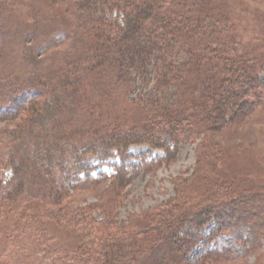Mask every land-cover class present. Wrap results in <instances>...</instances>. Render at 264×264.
Segmentation results:
<instances>
[{
	"label": "trees",
	"instance_id": "1",
	"mask_svg": "<svg viewBox=\"0 0 264 264\" xmlns=\"http://www.w3.org/2000/svg\"><path fill=\"white\" fill-rule=\"evenodd\" d=\"M75 1H80L81 18L94 26L91 38L81 48L71 46L62 53L64 64L52 66L53 77L42 70L35 72L30 85L22 88V83L21 89L12 92L16 98H10V88L0 82V119L19 120L4 135L3 162L12 173L6 176L2 172L7 168H0V207L16 211L42 201L43 213L50 219L70 225L78 222L86 236L94 237L97 232L90 242L94 254L80 256L77 264H146L150 256L158 264L168 260L182 264L178 255L188 252L196 241L224 232L241 238L239 229L247 224L251 230L247 242L251 246L259 242L257 212L246 207L252 199L259 202L257 210H263L264 193L255 200L251 189L238 193L232 183L222 188L220 183L207 181L206 189H216L206 199L196 198L189 185L182 184L177 197L157 212L145 211L143 218L133 221L135 231L122 235L116 233L114 209L130 181L126 168L133 156L130 146L147 143L162 148L161 161L170 162L181 143L202 134L205 139L206 131L234 123L251 106L245 96L262 84L257 74L264 59L241 51L237 38L224 26L227 17L210 0ZM2 20L7 21L0 14V27ZM85 22L81 28L88 27ZM41 26L21 31L25 41L36 42L27 48L38 62L46 60L43 56L50 44L67 36L62 28L44 31ZM6 33L7 29L0 31V39ZM80 36L84 39L85 33ZM94 81L102 87L116 83L129 89L137 82L146 87L151 84L132 101L138 115L132 116L131 126L118 118L110 121L103 113L106 95L92 91ZM173 89L176 98L170 103L165 94ZM96 117L95 122L100 119L105 125L95 126L92 118ZM105 166L112 172L103 171ZM103 183L113 190L106 203L77 208L68 203L81 188ZM178 200L189 202L190 207L174 204ZM98 209L107 213L108 220L94 219L92 214ZM211 221L217 227L214 232H199ZM36 229L26 231L23 244L27 246L24 252L39 258L41 250L33 236ZM225 251L229 255L230 250ZM223 252L208 249L203 260ZM74 262L72 258L65 264Z\"/></svg>",
	"mask_w": 264,
	"mask_h": 264
},
{
	"label": "rangeland",
	"instance_id": "2",
	"mask_svg": "<svg viewBox=\"0 0 264 264\" xmlns=\"http://www.w3.org/2000/svg\"><path fill=\"white\" fill-rule=\"evenodd\" d=\"M210 1L216 6V10L227 17L224 26L237 38L241 51L252 52L255 57L264 59V0ZM79 4L80 1L75 0H0V14L7 19L2 20L3 26L0 27L1 32L7 29L5 37L0 39V82L3 88H10V98H16L12 92L21 89L22 83H24L22 88L28 83L30 85L32 76L36 75L35 72L42 70V74L53 77L54 75L50 73L52 66L64 64L62 53L70 50L71 46L75 49L81 48L82 42L87 41L88 36L91 38L90 28L94 29V26L81 18L78 13ZM5 22L6 25L10 24V27L6 26ZM84 22L88 26L85 29L81 28ZM27 25L32 29H39V26L43 25L40 28H44V31L62 28L66 30L67 36L50 44L43 56L46 60L38 62L27 48L36 45V42L25 41L27 40L25 34H21L23 28L28 29ZM82 31L85 37L83 39L80 36L78 39L77 35L82 34ZM261 67L262 70L258 69L261 72L257 74V78L262 84L259 88L249 91L248 97L245 96L249 98L251 106L244 108L241 118L222 129L206 131L205 139L202 134L194 141L181 143L173 161H161L165 156L162 148H155L147 143L130 146L133 156L128 158L126 164L130 181L123 190L122 200L114 209L115 220L118 223L117 231L114 229L118 235L126 234L127 230L135 231L133 221L143 218L147 210L157 212L161 205L177 197L182 184H188L189 192H193L196 198L203 199L216 189H206L207 181L220 183L222 188L232 183L234 184L232 188L238 189L237 192L242 194L244 189H251L255 194V200L264 193V64ZM97 84L95 81L91 84L94 85L92 91H100L106 95L102 100L103 113L109 116L110 121L118 118L129 126L132 125V116L138 115L137 107L132 101L135 102L151 87V84L146 87L141 82H137L135 87L130 89L116 83L113 87H102ZM105 88L109 89L107 93ZM165 95L170 103L176 98L174 89ZM92 119L95 126L105 125V121L100 119L95 122L97 117ZM18 124L19 120L15 117L0 119V168L2 170L7 168L2 172L6 176L12 172L6 161L3 162L6 156L4 135L7 131L15 129ZM81 138L86 140V136L81 135ZM102 170L112 172L108 166ZM108 184L81 188L68 203L73 208L106 203L110 194H113ZM250 201V206L246 209L257 212L258 218L255 221L260 232H256L258 237H263H260L259 242L252 246L247 242L251 235L250 224H247L239 229L238 235L240 234L241 238H237L238 236L231 232H224L213 238L196 241L188 252L182 256L178 255L182 264H264V200L263 210L258 208L260 211L255 206H260L259 202L256 204L252 199ZM174 204L190 207L189 202L186 203L184 200L175 201ZM44 205L45 203L39 201V205L32 207L26 205L16 211H7L0 207V264H65L66 261H72V258L77 264V258L80 256L88 258L89 253L94 254L91 251L93 244L90 242L97 237V232L94 237L86 236L78 228V222L70 225L66 221L50 219L43 213L46 209ZM32 216H36L37 223ZM92 216L103 221L109 218L103 209L95 210ZM243 216L247 218V213ZM33 221L37 227L33 236L37 238L38 248L41 250L39 258L35 257L33 252L31 255L24 252L27 246L23 244L25 242L23 239L26 231L35 229ZM216 229L215 222L211 221L199 232L209 234ZM112 236L109 241H112ZM19 238L23 245L19 244ZM208 249L224 252L209 260H203ZM227 249L230 250L229 255L225 251ZM23 257L27 258L21 259ZM146 264L158 262L150 256ZM163 264L171 262L168 260Z\"/></svg>",
	"mask_w": 264,
	"mask_h": 264
}]
</instances>
